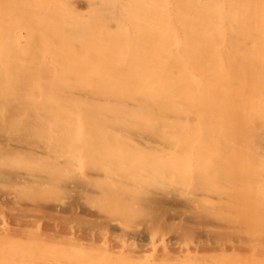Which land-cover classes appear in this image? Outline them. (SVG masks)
<instances>
[{
    "label": "bare ground",
    "instance_id": "6f19581e",
    "mask_svg": "<svg viewBox=\"0 0 264 264\" xmlns=\"http://www.w3.org/2000/svg\"><path fill=\"white\" fill-rule=\"evenodd\" d=\"M14 1L0 264H253L213 234L264 195V0Z\"/></svg>",
    "mask_w": 264,
    "mask_h": 264
},
{
    "label": "rangeland",
    "instance_id": "374dc122",
    "mask_svg": "<svg viewBox=\"0 0 264 264\" xmlns=\"http://www.w3.org/2000/svg\"><path fill=\"white\" fill-rule=\"evenodd\" d=\"M12 1V0H11ZM24 0H16L14 1L15 4H20L21 6L25 5ZM26 6V5H25ZM10 5H6L4 7L5 10L10 9ZM0 14H3L2 9L0 7ZM13 21V17L10 16L8 23H11ZM11 85H7V88H9ZM10 92H14L10 87ZM36 101L40 102L43 100V97H35L31 98L30 101ZM263 194H255L254 201L258 203L263 198ZM260 197V198H258ZM256 198V199H255ZM259 200V201H258ZM249 203H251L249 198ZM255 203V208H252L251 205L246 206L247 209L242 211L241 209H238L236 211H233L231 214H227L226 212L224 214V219L227 221H234L237 224L238 227H235L232 230L229 231H223L222 234H220V230H217V232H214L213 236L214 239H216L217 242H225L229 240H236V247L240 245L239 238L246 237L248 239L247 242L250 240L252 241V244L254 245L253 253L255 254V259L253 260V264H258L259 262H264V211L259 208V206ZM218 207V205H216ZM199 210H204L203 208H199ZM227 214V215H226ZM232 221H231V220ZM224 224H228L229 222H223ZM219 226V225H218ZM219 229V227H217ZM232 232L234 234L227 235V233ZM215 264H238L237 260V254L236 252L230 251L227 254H225L222 257H219L218 260H214ZM213 264V263H210Z\"/></svg>",
    "mask_w": 264,
    "mask_h": 264
}]
</instances>
